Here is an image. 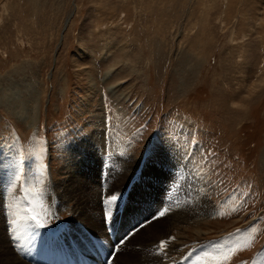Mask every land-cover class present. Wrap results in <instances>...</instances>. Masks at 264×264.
I'll return each mask as SVG.
<instances>
[{
	"label": "rangeland",
	"instance_id": "obj_1",
	"mask_svg": "<svg viewBox=\"0 0 264 264\" xmlns=\"http://www.w3.org/2000/svg\"><path fill=\"white\" fill-rule=\"evenodd\" d=\"M166 260L264 264V0H0V264Z\"/></svg>",
	"mask_w": 264,
	"mask_h": 264
},
{
	"label": "bare ground",
	"instance_id": "obj_2",
	"mask_svg": "<svg viewBox=\"0 0 264 264\" xmlns=\"http://www.w3.org/2000/svg\"><path fill=\"white\" fill-rule=\"evenodd\" d=\"M84 148V147H83ZM170 150V149H169ZM169 150L167 151V150H165L166 152H169ZM169 154H171V153H169ZM175 154V153H174ZM170 157V156H169ZM173 157V156H172ZM176 159V158H175ZM179 159H181L180 157L178 158V159H176V162H178V164H179V166L181 167V169L185 172H188L187 170L188 169H190V168H188L187 167V164H185V162H184V165L181 163V161H179ZM167 160H168V158H167ZM170 162V161H169ZM190 167V166H189ZM192 169V168H191ZM191 171V170H190ZM191 173V172H190ZM194 174V173H193ZM120 176V175H119ZM200 179V178H199ZM198 182H200V180L198 181ZM203 182V181H202ZM189 189H190V187H189ZM200 189V188H199ZM98 190V189H97ZM203 190V189H202ZM201 191V190H200ZM193 192V191H192ZM204 192V191H203ZM197 193H198V191H197ZM49 196V195H48ZM203 196V195H202ZM53 197L51 196V197H48V199H52ZM54 199V198H53ZM51 203V202H50ZM52 207L53 208H55L56 206H57V200L55 201V202H52ZM80 206V205H79ZM168 206V208H166V210L169 212L168 214H167V216H169V220H170V223H171V225L173 224V223H175V222H178L179 220H180V218H181V214H182V207L183 206H178V205H176V206H178V207H174V205H167ZM207 206V205H206ZM85 208V207H84ZM83 208V209H84ZM163 208V207H162ZM108 210V209H107ZM197 210H198V220L200 221V219H204V218H207V216H209V215H211V214H213L214 213V210L212 211L211 209H209V208H207V209H204L203 207L201 208L200 206H198L197 207ZM78 211V210H77ZM84 211V210H83ZM111 211V210H110ZM77 217H78V215H77ZM115 217V216H114ZM75 218V217H74ZM83 220V219H82ZM200 223V222H199ZM118 226V225H117ZM125 229V228H124ZM117 230V229H116ZM69 231V230H68ZM163 239V238H162ZM172 247V246H171ZM204 250V249H203ZM203 250H201L202 252H203ZM69 251V250H68ZM169 251V250H168ZM170 251L172 252L173 251V248H170ZM70 252V251H69ZM203 254L204 255H208V252H203ZM202 258V257H201ZM148 259V258H147ZM92 260V259H91ZM199 261V260H198ZM202 261V260H201ZM205 261H207V260H205ZM96 262V261H95ZM100 262V261H99ZM146 262H148V261H146ZM171 262L170 261H163V262H159V263H157V264H170ZM33 264V263H32ZM93 264V263H92ZM181 264V263H180Z\"/></svg>",
	"mask_w": 264,
	"mask_h": 264
}]
</instances>
